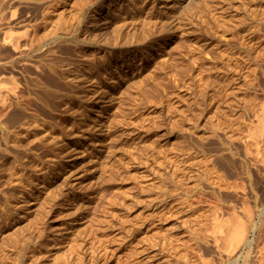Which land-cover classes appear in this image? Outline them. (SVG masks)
Here are the masks:
<instances>
[{"label":"rangeland","instance_id":"1","mask_svg":"<svg viewBox=\"0 0 264 264\" xmlns=\"http://www.w3.org/2000/svg\"><path fill=\"white\" fill-rule=\"evenodd\" d=\"M20 1L16 2L29 14H24L28 17L24 21L30 18L28 23H37L41 36L42 30H49V42L67 38L68 45L66 40L65 44L62 40L61 45L56 44L58 41L51 44L60 59L66 54L72 57L64 60L68 64L62 61L59 68L73 76L65 78L60 72L61 79L72 81L71 88L68 82L69 86L61 88L63 99L59 96L67 102L61 105L65 110L49 107L50 114H38V107L23 108L36 117L15 118L7 129L5 122L0 123V264H19L17 253L22 243L27 244L21 256L25 264H55L57 260L68 264V253H64L68 248L72 253L71 247L75 248L79 240L84 247L79 249L81 253H70L74 264H90L97 256L98 264H188L189 258L190 264H205L203 261H211L215 255L222 259L213 258L216 262L212 264H227L228 253L223 246H227L228 237L221 239L223 246L219 247L214 230L220 221L230 230L239 220L249 227L256 222L258 227L249 228L247 238L253 242L240 245L238 254L251 251V259L261 257L264 0H86L85 4V0H46L48 7L44 0ZM1 2L2 9L4 0ZM31 6L41 13L35 14ZM149 7H154L149 9L151 31L168 35L166 41L157 36L156 45H147V50L152 48L148 59L140 38L148 41L150 36L146 35L151 28H145V24L139 27L145 20L138 11ZM75 16H82L78 18L82 25ZM113 25L117 31L121 29V39L112 37ZM52 26H57L56 33L51 31ZM96 30H101L102 38L105 32L109 36L103 40L97 32L95 39ZM72 32L87 43L72 41V34L68 37ZM108 37L111 44L104 43ZM110 39L117 40L118 46ZM1 43L0 51L4 49ZM63 45L65 51H58ZM66 49L75 54L70 55ZM13 52L0 53L5 57L14 56ZM115 61L127 67L122 68L126 72L121 76L108 68ZM44 140L49 142L45 145ZM100 189L106 192L98 203L99 217L94 218L95 223L89 222L94 213L91 205L99 201ZM75 232L83 240H77ZM91 242L97 246L96 252H92ZM71 244L74 246L69 247ZM82 248L90 249L84 252Z\"/></svg>","mask_w":264,"mask_h":264},{"label":"bare ground","instance_id":"2","mask_svg":"<svg viewBox=\"0 0 264 264\" xmlns=\"http://www.w3.org/2000/svg\"><path fill=\"white\" fill-rule=\"evenodd\" d=\"M15 1V0H14ZM12 2V0H4V3L3 4H1L2 5V9L0 10L1 11V15H0V17H1V20L3 19L4 21L2 22V24L0 23V28H2L3 27V25L5 24V26H4V29H3V32H2V38L0 39V40H2V43H1V41H0V43L2 44V46L4 45V49L2 50V51H0L2 54H4V52H6V51H9V52H13V51H15V55L13 56V54H14V52H13V54H8L7 56H5V57H3L4 55H2L1 53H0V56L2 55V57L0 58V108H2L3 109V111L0 109V123H6V126H4L5 124H3V126L5 127V129H7V127H9V123H12V122H14V119L16 118V119H18V121H20V119H22L23 117H27L28 118V116L30 115L31 116V114H26L25 113V111H26V109L25 110H23V108H31V107H38L37 109H39V113H38V110H37V113L38 114H43L44 112L46 113V111H48L49 112V110H50V108L52 107L53 109H55V108H58V107H63L64 108V110H65V107L64 106H61L63 103H65V102H63L64 100H62L63 99V97H61L62 95H63V92H61V88L62 87H65V85L67 84V86H69L68 85V83H69V80H67V81H64V79L65 78H68V77H70L71 75H69L66 71H64V70H62L63 72H61V69L59 68V66L62 64L61 62L62 61H64V60H66V59H71L70 57L69 58H67L68 57V55L66 54V58L65 59H63L62 58V56L63 55H61V58L62 59H60V57H58V56H60L59 54L57 55H55V50L52 48V44L54 43V42H57L58 41V43H56V44H58V45H61L60 43H59V41H61L62 40V42L63 41H65L66 39H62V37H61V39H60V37L59 38H57V39H55V38H53V39H55V40H53V41H48L49 40V37H50V33H47V32H49V30L47 31L46 29H44L45 30V32L46 33H44V31L42 30V28H41V30H42V35L43 36H41V34H39L40 32L38 31V30H40L39 28H38V30H37V23H36V25L35 24H32V23H28V22H30V18H29V21L27 22H25L24 20H25V16L28 14H26V12L24 11V9L25 8H22V7H20V4L18 5V3L16 2V1H19V0H16L15 2ZM22 1V0H21ZM20 1V2H21ZM30 1V0H29ZM36 1V0H35ZM35 1H32L33 3L35 2ZM41 1H43V0H41ZM46 0H44L43 2L44 3H46L45 2ZM91 1H93V0H91ZM2 2H3V0H2ZM1 2V3H2ZM31 2V3H32ZM40 2V1H39ZM43 2H41V3H43ZM47 2H48V0H47ZM85 2H86V0L84 1V4H85ZM100 2H104V0L103 1H100ZM99 2V3H100ZM12 3H14V4H12ZM15 3H17V5H15ZM30 3V5H32ZM43 3V4H44ZM88 3H89V1H88ZM34 4H37V2L36 3H34ZM38 4H40V3H38ZM37 4V6H39ZM103 3H101L100 5H102ZM15 5V6H14ZM47 5V3L45 4V6ZM95 5V4H94ZM21 6H23V5H21ZM27 6V5H26ZM33 6V5H32ZM32 6L29 8L31 11H33V12H35L36 11V7L34 6V9L32 10ZM41 6L43 7L44 5H42L41 4ZM40 6V7H41ZM92 6V5H91ZM98 6V5H97ZM127 6H128V4H127ZM135 6H137V5H135ZM134 6V7H135ZM29 7V6H28ZM28 7H27V9H28ZM46 7H48V6H46ZM108 7V6H107ZM141 7V6H140ZM36 8V9H35ZM91 8V7H90ZM93 8H96V7H93ZM92 8V9H93ZM151 7H149L148 9H147V11L150 9ZM154 8V7H153ZM153 8H151L152 10H154ZM178 8V7H177ZM26 9V10H27ZM39 10L40 9H42V8H38ZM140 9V8H139ZM180 9V8H179ZM29 10V11H30ZM90 10V9H89ZM152 10H149L148 11V13H149V15H146V14H148L147 13V11H146V9L145 10H143V8L142 9H140L138 12H140V17L142 18V16H144V19L143 20H145L142 24V26L140 25L139 27L140 28H142V27H145V28H148L147 26H149V28H151L150 30H148L150 33H148V34H150V35H146V33H144V32H146L147 31V29H142V30H144V32H142L143 34H145L147 37H149L150 36V38L148 39V41H145L144 39H146V37L145 38H143L142 39V37L140 36V34H139V37H138V39L140 38L141 39V41H138V40H136V37L138 36H136L135 38L134 37H132V38H134L137 42H141L140 43V46L143 48L144 47V50H146L145 52H147V55L145 56V57H147L148 59L152 56V53H151V49H149V50H147L146 49V47H147V45L148 44H150V43H152L150 46H154V45H156L157 43H155L154 41H155V39L157 38V36H158V38L160 37L161 39H163L164 41H166L165 40V36L166 35H168V34H166V35H164V34H162L161 33V31L160 32H157V33H155V31L153 32V31H151L153 28L152 27H150V25H152L151 24V19H150V17L152 18V15H150L151 13H152ZM45 11H46V9H45ZM44 8H43V15H45L44 14ZM98 11V10H97ZM126 11H127V9H126ZM136 11V10H135ZM25 12V13H24ZM137 12V11H136ZM135 12V13H136ZM30 13V12H29ZM38 13H41V11L40 12H38ZM38 13L37 12H35V14H37L38 15ZM46 13V12H45ZM84 13L86 14H88V12L87 11H85L84 10ZM92 13V12H91ZM126 13V12H125ZM131 13H132V11H131ZM154 13H156V11L154 12ZM153 13V14H154ZM24 14H26L25 16H24ZM82 14V13H81ZM90 14V13H89ZM120 14V13H119ZM129 14V13H128ZM29 15V14H28ZM33 15V14H32ZM31 15V16H32ZM36 15V16H37ZM97 15V14H96ZM95 15V12H94V16H96ZM134 15V14H133ZM137 15H139V14H137ZM137 15H135L136 17H138ZM24 16V17H23ZM77 16H79V15H77ZM85 16H87V15H85ZM88 16H91V15H88ZM87 16V17H88ZM105 16H107V15H105ZM135 16H133V17H135ZM27 17V16H26ZM33 18H34V16H32ZM81 17V18H80ZM80 17H77V19H76V16H75V19L76 20H78L77 22H78V24L80 23V20L82 19V16H80ZM86 17V18H87ZM92 17V16H91ZM97 17V16H96ZM95 17V18H96ZM99 17H100V14H99ZM127 17V16H126ZM125 17V18H126ZM140 17H138V18H140ZM155 17V16H154ZM28 18V17H27ZM33 18H32V21H33ZM80 20H79V19ZM85 18V19H86ZM89 18V17H88ZM87 18V19H88ZM124 17H123V19H125ZM131 18H132V16H131ZM106 19V18H105ZM109 19H110V17H109ZM109 19H106V20H109ZM122 19V18H121ZM127 19V18H126ZM130 19V18H129ZM149 19H150V21H149ZM161 19H162V17H161ZM1 20H0V22H1ZM44 20V19H43ZM42 20V21H43ZM90 20V19H89ZM91 20H92V18H91ZM128 20V19H127ZM135 20V19H134ZM142 20V19H141ZM23 21H24V23H23ZM41 22V20H38V21H36V22ZM87 21V20H86ZM97 21V20H96ZM99 21V20H98ZM97 21V22H98ZM101 21V20H100ZM111 21V20H110ZM124 23V25L126 26V24H127V22L126 21H124V20H122ZM133 21V20H132ZM131 21V22H132ZM136 21V20H135ZM146 21H149V22H146ZM165 21V20H164ZM39 22V23H40ZM73 22V21H72ZM92 22V21H91ZM94 22V21H93ZM96 22V23H97ZM109 22V21H108ZM125 22H126V24H125ZM157 22V21H156ZM43 23V26L44 25H46V24H44V22H42ZM46 23V22H45ZM62 23V22H61ZM100 22H98V24H99ZM118 23V22H117ZM140 23V22H139ZM148 23H150V24H148ZM81 24V23H80ZM97 24V25H98ZM106 24H108V23H106ZM105 24V25H106ZM119 24H120V22H119ZM122 24V23H121ZM122 24V25H123ZM141 24V23H140ZM144 24H145V26H144ZM146 24H148V25H146ZM153 24H154V22H153ZM1 25H2V27H1ZM42 25V24H41ZM41 25H38V27L40 26L41 27ZM59 25V24H58ZM57 25V26H58ZM61 25H63V24H61ZM82 25V24H81ZM85 25H86V23H85ZM84 25V26H85ZM94 25V24H93ZM102 25V24H101ZM101 25H100V27H101ZM109 25V24H108ZM107 25V26H108ZM117 26H119V28L121 27L122 28V25L120 26V25H118V24H116ZM124 25H123V28H124ZM166 24L164 23L163 24V26H165ZM25 27V26H27L25 29H22L21 27ZM57 26L55 27V28H57ZM64 26V25H63ZM79 26V25H78ZM77 26V27H78ZM99 26V25H98ZM127 26H129V25H127ZM126 26V27H127ZM53 27V26H52ZM53 27V28H54ZM59 27L61 28V26L59 25ZM66 27H68L67 25H66ZM73 27V25L71 26V28ZM77 27H74L73 29H76ZM91 27V26H90ZM99 27V28H100ZM110 27V26H109ZM113 28L114 27H116L115 25H113L112 26ZM46 28V27H45ZM50 28V27H49ZM55 28L54 29H51V31H53L54 33H56L55 31ZM63 28V27H62ZM65 28V27H64ZM82 28H84V27H82ZM92 28H94V27H92ZM112 28V30H113V35H115V36H112L111 35V31H110V35L113 37V38H117L118 36H120L118 33H120V31H121V29L119 30V31H117L115 28L113 29ZM118 28V27H117ZM122 28V29H123ZM165 28V27H164ZM68 29V28H67ZM73 29H72V31H73ZM85 29V28H84ZM111 29V28H110ZM127 29H129V28H127ZM127 29H126V31H127ZM2 30V29H1ZM55 30V31H54ZM57 30H58V28H57ZM69 31L71 30L70 29V27H69V29H68ZM79 29H77V31H78ZM85 30H87V29H85ZM92 30V29H91ZM102 30V33L104 32L103 30L104 29H101ZM101 30L99 31H95L94 33H93V36L95 37V39H96V35H97V32H100V37L102 36V34H101ZM114 30H116L117 32H116V34H115V32H114ZM124 30V29H123ZM139 30L140 29H138V30H136V31H138L139 32ZM146 30V31H145ZM68 31V32H69ZM75 31V30H74ZM84 31V30H83ZM105 31H106V29H105ZM141 31V30H140ZM147 31V32H148ZM59 32V31H58ZM76 32V31H75ZM74 32V33H75ZM79 32V31H78ZM80 32H82V31H80ZM92 32V31H91ZM122 32H125V30L124 31H122ZM130 32V31H129ZM132 32V31H131ZM166 32V31H165ZM66 33H67V31H66ZM65 33V34H66ZM82 33H84V32H82ZM86 33H87V31H86ZM85 33V34H86ZM88 33H89V31H88ZM106 33V32H105ZM104 33V36L106 35V37H107V35L109 36V34H105ZM167 33V32H166ZM47 34V35H46ZM58 34V33H57ZM69 34V33H68ZM71 34H72V36L74 35L73 34V32L72 33H70L69 35H68V37L69 36H71ZM118 34V35H117ZM122 34H124V33H122ZM126 34V33H125ZM127 34H129V33H127ZM137 33H135L134 35H136ZM170 34V33H169ZM52 35H54V34H52ZM59 35V34H58ZM62 34H60V36H61ZM131 35V34H130ZM133 35V34H132ZM142 35V34H141ZM64 36V35H63ZM81 37H82V34L80 35ZM84 36V35H83ZM110 36V37H111ZM125 36V35H124ZM124 36H122L123 38H124ZM1 37V36H0ZM106 37L105 38H102L103 40L104 39H106ZM128 36H125V40H127V39H131L130 37H128ZM143 37H144V35H143ZM63 38H65V36L63 37ZM120 39H121V36L119 37ZM167 38V37H166ZM93 39V38H92ZM91 39V40H92ZM95 39H94V41H95ZM98 39H100L99 38V36L97 37V40ZM139 39V40H140ZM71 40V39H70ZM69 40V41H70ZM90 40V41H91ZM103 40H101V43L103 42ZM111 40V39H110ZM117 40H118V38H117ZM117 40L115 41V39H113V40H111L112 41V43H114V41H115V44L116 43H118L117 42ZM132 40L133 39H131L130 40V42H132ZM134 40V41H135ZM67 41L68 40H66L65 41V43H67ZM72 41H75V42H79V44L80 43H82V42H86L85 40L84 41H82L78 36L77 37H75V36H73V39H72ZM72 41L70 42V43H72ZM107 41H109V37H108V39L107 40H105L104 41V43H106ZM128 41V40H127ZM53 42V43H52ZM96 42V41H95ZM129 42V43H130ZM137 42H133L134 44L135 43H137ZM52 43V44H51ZM64 43V42H63ZM64 43V44H65ZM87 43V42H86ZM97 43V45L98 44H100V42L99 41H97L96 42ZM108 43V42H107ZM106 43V44H107ZM109 43H110V41H109ZM46 44H47V46H46ZM69 43H67V45H68ZM74 44V43H73ZM79 44H74V46L76 45L77 47H78V45ZM83 44V43H82ZM92 44V43H91ZM105 44V45H106ZM111 44V43H110ZM120 44V43H119ZM131 44V43H130ZM154 44V45H153ZM159 44V43H158ZM55 45V44H54ZM81 45V44H80ZM85 45H87V44H85ZM101 45V44H100ZM109 45V44H108ZM113 45V44H112ZM117 45V44H116ZM121 45V44H120ZM123 45H125L124 43H123ZM136 45V44H135ZM163 45V44H162ZM1 46V47H2ZM72 46V45H71ZM73 46V47H74ZM75 46V47H76ZM88 46V45H87ZM99 46V45H98ZM102 46V45H101ZM118 46V45H117ZM122 46V45H121ZM127 46V45H126ZM136 46H138V45H136ZM54 47V46H53ZM59 46H57L56 48H58ZM61 47V50H59L58 49V51H65L64 50V45H63V47L62 46H60ZM70 47V46H69ZM69 47H66V48H69ZM71 48V49H73V51L75 52L76 50H74V48ZM104 47V46H103ZM102 47V48H103ZM113 47V46H112ZM115 47V46H114ZM125 47V46H124ZM63 48V49H62ZM81 48V47H80ZM96 48V47H95ZM98 48V47H97ZM108 47H107V45H106V49H107ZM119 48V47H118ZM121 48V47H120ZM123 48V47H122ZM127 48V47H126ZM129 48V47H128ZM127 48V49H128ZM142 48H140L139 50H141ZM148 48H149V46H148ZM2 49V48H1ZM0 49V50H1ZM70 49V48H69ZM76 49V48H75ZM82 49V48H81ZM101 49V48H100ZM113 49V48H112ZM124 49V48H123ZM67 50L68 49H66V52H67ZM78 50H80V49H78ZM98 50H99V48H98ZM130 50V49H129ZM134 50V49H133ZM57 51V52H58ZM72 51V50H71ZM71 51H69L68 50V53L70 54V55H72L70 52ZM73 51H72V53H73ZM123 51H126L125 49L123 50ZM131 51V50H130ZM154 51V50H153ZM86 52V51H85ZM144 52V53H145ZM8 53V52H7ZM61 53V52H60ZM76 53V52H75ZM74 53V54H75ZM131 53V52H130ZM141 53H143V52H141ZM61 54H65V52L64 53H61ZM73 54V55H74ZM88 54V53H87ZM87 54H85L86 56H87V59L89 58V55H87ZM132 54V53H131ZM133 54H134V52H133ZM137 54H138V52H137ZM6 55V54H5ZM9 55H11L10 57L11 58H9ZM48 55V56H47ZM72 55V56H73ZM114 55H115V53H114ZM128 55V54H127ZM130 55V54H129ZM132 56H135V55H132ZM140 56V55H139ZM81 56H79V58H80ZM119 57H121V56H119ZM118 57V58H119ZM82 58V57H81ZM112 58V57H111ZM114 58V57H113ZM128 58V57H127ZM126 58V60H128ZM140 58V57H139ZM134 59V58H133ZM142 59V58H141ZM144 59V58H143ZM83 60H84V58H83ZM85 60H86V58H85ZM90 60V59H89ZM122 60V58L120 59V61ZM126 60H123L124 62H126ZM146 60V59H145ZM67 61H69V60H67ZM72 61V60H71ZM75 61H76V59H75ZM80 60H78L77 62H79ZM109 61H110V59H109ZM130 61V60H129ZM132 61V60H131ZM64 62H66V61H64ZM70 62V61H69ZM116 62V61H115ZM128 62V61H127ZM145 62V61H144ZM147 62V61H146ZM67 64H68V62H66ZM88 63H89V61H88ZM93 63V62H92ZM114 63V62H113ZM112 62L110 63V65H108L109 67V69H111V70H113L112 72L113 73H118L117 75H123V73H125V72H123V70H125L124 68H123V66L122 65H120L119 66V62H116V63H114L115 64V67H116V69L114 68V64H113ZM121 63H123V62H121ZM130 63V62H129ZM137 63H138V61H137ZM90 64H91V62H90ZM96 64V63H95ZM139 64H141L140 63V61H139ZM142 64H144V63H142ZM123 65H124V63H123ZM136 65V64H135ZM63 66V65H62ZM95 66H97V64L95 65ZM131 66V65H130ZM102 67H103V64H102ZM101 67V68H102ZM106 67V66H105ZM67 67H65V69H66ZM95 68V67H94ZM104 68V67H103ZM122 68H123V70H122ZM60 69V70H59ZM88 69V68H87ZM91 69H93L92 67H91ZM104 69H106V68H104ZM108 69V70H109ZM132 69V68H131ZM134 69V68H133ZM16 70H17V72H16ZM69 70H70V68H69ZM86 70V69H85ZM98 70H99V68H98ZM127 70V69H126ZM90 71V70H89ZM105 71V70H104ZM107 71V70H106ZM63 73V74H65L66 75V77L62 80L61 79V77H63L62 75H61V73ZM70 72V71H69ZM96 72V71H95ZM99 72H102V71H100L99 70ZM111 72V73H112ZM133 72V74H134V72L135 71H132ZM18 73H20V74H18ZM30 73L32 74H34V73H36V74H34V76L33 75H30ZM88 73H91L92 75H94L91 71L90 72H88ZM108 73H110V72H108ZM101 74V73H100ZM105 74H107V73H105ZM114 74V75H115ZM97 75H98V72H97ZM113 75V76H114ZM127 75V74H126ZM132 75V74H131ZM22 76V77H21ZM73 76V75H72ZM71 76V77H72ZM118 77V76H117ZM77 79L79 78L78 76L76 77ZM75 78V79H76ZM114 78V77H113ZM23 79H25V81L23 80ZM62 81H61V80ZM121 79V78H120ZM64 81V82H63ZM74 81V80H73ZM79 81H81V79L79 80ZM66 82H68V83H66ZM72 82V81H71ZM71 82L69 83L70 84V88H71ZM74 82H78V81H74ZM75 83V84H76ZM79 83V82H78ZM77 83V84H78ZM51 84L54 86V84L55 85H57V87H60V88H56V86H55V88H52V86H51ZM81 85V84H80ZM77 86H79V85H77ZM76 85L74 86V88L75 87H77ZM80 87V86H79ZM66 88V87H65ZM64 88V89H65ZM68 89H69V87H68ZM67 89V90H68ZM77 90H78V88H76ZM80 89V88H79ZM76 90V91H77ZM76 91H74V92H76ZM80 91V90H79ZM68 92V91H67ZM67 92H65L64 93V95H66L67 94V98H69L70 97V95H68V93ZM69 92H70V90H69ZM72 93H73V90H72ZM71 93V94H72ZM74 94V93H73ZM62 98V99H59L60 97ZM69 96V97H68ZM78 96V95H77ZM65 100H67V99H65ZM67 103V102H66ZM70 106V105H69ZM12 107V108H11ZM48 107V109L46 110V108ZM50 107V108H49ZM73 107V106H72ZM60 108H58L59 110H60ZM71 108V107H70ZM32 109H34V108H32ZM31 109V110H32ZM67 109L68 110H70L68 107H67ZM66 109V110H67ZM42 110V111H41ZM56 111H57V109H55ZM54 110V111H55ZM61 110H63V109H61ZM62 111L63 113L64 112H68V111ZM34 111V110H33ZM2 112H3V114L4 115H6V117H5V119H3L2 118V116H3V114H2ZM40 112H42V113H40ZM47 112V113H48ZM53 111L51 110V113H52ZM70 112V111H69ZM29 113V112H28ZM31 113V112H30ZM71 113H72V110H71ZM70 113V114H71ZM34 114V113H33ZM49 114H50V112H49ZM70 114H67V115H70ZM27 115V116H26ZM46 115V114H45ZM66 115V114H65ZM64 115V116H65ZM35 116V114L34 115H32L31 117L33 118ZM39 116V115H38ZM30 117V118H31ZM36 117V116H35ZM44 117H46V116H44ZM70 117V116H69ZM26 118V119H27ZM54 118V117H53ZM67 118V117H66ZM25 118H23V120H24ZM34 119V118H33ZM61 119V118H60ZM65 119V118H64ZM11 120H13V121H11ZM28 120V119H27ZM55 120V119H54ZM63 120V119H62ZM61 120V121H62ZM16 121V120H15ZM51 121V120H50ZM61 121L59 122V124L61 123ZM66 121V120H65ZM17 122V121H16ZM55 122V121H54ZM15 123V122H14ZM67 123V122H66ZM2 125V124H1ZM13 125V124H12ZM64 125H65V123H64ZM60 126H61V124H60ZM20 128V127H19ZM4 128L2 127V130H3ZM9 129V128H8ZM9 130H11V129H9ZM15 131H17L18 132V129L17 130H15ZM21 131V130H20ZM8 132H10V131H8ZM5 135L4 136H6V133H7V131L5 132V130H4V132H3ZM16 133V132H15ZM71 133V132H70ZM8 135V137L10 136L9 135V133H7ZM10 134H11V132H10ZM16 135L18 136V134L16 133ZM15 135V136H16ZM7 136H6V138H7ZM42 138H44L43 136H42ZM46 138H48V137H46ZM46 138H44V139H46ZM8 140H9V138H7ZM7 139H5L6 141H8ZM49 139V138H48ZM35 140V139H34ZM34 140H32V141H34ZM42 140V139H41ZM43 141V140H42ZM49 141H54V140H50L49 139ZM48 140H47V142H49ZM46 141L44 140V144L46 145V143H45ZM50 142V143H51ZM42 144H43V142H42ZM49 144V143H48ZM53 145V144H52ZM51 146V145H50ZM50 146H47V147H50ZM54 146V145H53ZM57 146V145H56ZM55 146V147H56ZM46 147V150H48V148ZM43 148H45V146L43 147ZM57 148V147H56ZM57 150V149H56ZM10 160V159H9ZM61 163V162H60ZM63 163V162H62ZM67 163V162H66ZM65 164V163H64ZM62 167H63V164H62ZM51 179V178H50ZM106 189V188H105ZM101 190V193H100V199H99V201L98 200H96V201H98V202H95V201H93V205H91L92 207H91V210H94V213H92L91 214V216L90 215H88V216H90L89 217V222H92L93 220V222L95 223V220L96 219H94V218H96L98 215H99V213H98V215H96V213L98 212V210L100 209L99 207L101 206V204H99L98 205V203H100V201H101V197L104 195V193L106 192L105 190H102V189H100ZM105 191V192H104ZM99 192L100 191H98V194H99ZM97 197V196H96ZM104 197V196H103ZM47 199H49V198H47ZM93 200V199H92ZM93 212V211H92ZM90 214V213H89ZM95 215V217H93L92 215ZM99 217V216H98ZM98 217H97V219H98ZM87 223H88V221H87ZM85 224V223H84ZM92 224V223H91ZM86 226H87V224H85ZM88 227V226H87ZM91 227V226H90ZM252 227V230H254V229H256L257 227H258V225H257V223L255 222L254 224H252V226H248L247 225V223L246 222H244L243 220H239V221H237L236 223L234 222L233 223V226H232V228L230 229V230H228L227 229V227H224V225H223V223H221V221H220V223H218L217 224V227H216V229L214 230L215 231V234H214V236H215V242H217V244L216 245H218L219 247H222L223 246V244H222V240L221 239H224L225 240V237H228L226 240H228L227 242H228V244H227V246H223V248H224V250H227V252L226 253H228L227 255V257L225 258V260L227 261V264H264V259H262V258H264V251H261L260 253H261V257H257V258H253V259H251V257H250V253H251V251L250 252H248L247 254H244V252L243 253H240V254H238L239 252H238V249H239V247H240V245L242 246V245H244V244H246V243H250L251 241H249L248 240V238H247V234H248V230H249V228H251ZM229 231V232H227L226 233V231L227 230ZM92 231V230H91ZM73 232V231H72ZM254 232V231H253ZM92 233H94V232H92ZM226 233V234H225ZM74 234H77L78 235V233H74ZM74 234H73V236H74ZM76 236V235H75ZM74 236V237H75ZM72 237V236H71ZM73 237V238H74ZM80 237L79 235L78 236H76L75 238L78 240V238ZM75 238H74V240H75ZM81 238V237H80ZM28 239V238H27ZM71 239V238H70ZM69 239V240H70ZM82 239V238H81ZM252 239V238H251ZM73 239L72 240H70V241H74ZM76 240V241H77ZM83 240V239H82ZM59 242H61V241H59ZM253 242V241H252ZM251 242V243H252ZM69 243H71V242H69ZM74 243H76V242H74ZM73 243V244H74ZM78 243V242H77ZM74 244L75 245V248L74 247H71V246H74L73 244H71L69 247H71V249L74 251V253L77 251V252H79V253H81L82 251H80L79 249L81 248V247H84L83 246V244L80 242V240H79V243L78 244ZM23 244V245H22ZM21 245H22V247L21 246H19V248L20 249H22V252H21V250L19 249V248H17V250H18V253L17 254H19V260H18V262H16V263H19L20 261V263L19 264H25L24 263V260H23V258H21V256H23V255H25V249H26V247H27V244H24V243H22ZM91 244H92V242H91ZM85 245V244H84ZM222 245V246H221ZM248 245V244H247ZM91 247H92V252H96L97 250H94V249H96V247L92 244L91 245ZM208 248L209 249H211V247H209L208 246ZM90 249V248H89ZM89 249H87V250H85L84 251V249L82 248V250L84 251V252H88V250ZM208 249V250H209ZM67 250H68V252H67ZM66 250V252L64 253V254H67L68 253V255L67 256H65V255H63V256H65L66 258L65 259H67L66 261H67V263L68 264H74V258L73 259H71L70 257H72V256H70L72 253H73V251H72V253H71V251H69L70 249L68 248ZM240 251V250H239ZM71 253V254H70ZM225 253V254H226ZM23 254V255H22ZM95 254V253H94ZM17 256V255H16ZM93 255H91V257H92ZM94 256H97V255H94ZM218 256H220V255H218ZM223 256H226V255H223ZM260 256V255H259ZM215 258V259H217V258H219V257H217L216 258V255H215V257L214 256H211V258ZM221 257V256H220ZM58 258H60V257H58ZM93 258V257H92ZM95 259H94V262H90V264H98V262H96V260L98 261V256L97 257H94ZM100 258V257H99ZM189 258V257H188ZM212 258V260L210 261V259L208 260V261H203L205 264H212L213 263V261H214V259ZM222 258H220V259H217V260H221ZM7 260V259H6ZM190 260V258L188 259V261ZM206 260V259H205ZM60 261V260H59ZM58 260L55 262V264H59L58 262H59ZM92 261V260H91ZM187 261V263L188 264H190L189 262ZM191 261H193V260H191ZM190 261V262H191ZM195 261V260H194ZM13 262H15V261H13ZM36 262V261H35ZM35 262H33V263H29V264H37V263H35ZM81 261H79V262H77V264L78 263H80ZM202 262V263H203ZM214 262H216V261H214ZM53 263V262H52ZM193 264L195 263V262H192ZM220 263V262H219ZM224 263V262H223ZM4 264H7V263H4ZM15 264V263H14ZM86 264H88V263H86ZM220 264H222V261H221V263Z\"/></svg>","mask_w":264,"mask_h":264}]
</instances>
